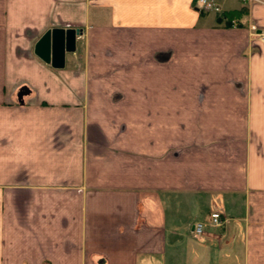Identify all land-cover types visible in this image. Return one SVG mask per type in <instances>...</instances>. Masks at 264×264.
<instances>
[{"label": "crops", "instance_id": "obj_1", "mask_svg": "<svg viewBox=\"0 0 264 264\" xmlns=\"http://www.w3.org/2000/svg\"><path fill=\"white\" fill-rule=\"evenodd\" d=\"M239 1L228 25L0 0V264H264V4ZM54 28L79 31L62 68L35 52Z\"/></svg>", "mask_w": 264, "mask_h": 264}, {"label": "water", "instance_id": "obj_2", "mask_svg": "<svg viewBox=\"0 0 264 264\" xmlns=\"http://www.w3.org/2000/svg\"><path fill=\"white\" fill-rule=\"evenodd\" d=\"M79 31L73 28H54L48 30L38 41L35 52L56 68L65 65L66 53L76 50Z\"/></svg>", "mask_w": 264, "mask_h": 264}, {"label": "built area", "instance_id": "obj_3", "mask_svg": "<svg viewBox=\"0 0 264 264\" xmlns=\"http://www.w3.org/2000/svg\"><path fill=\"white\" fill-rule=\"evenodd\" d=\"M245 3L253 4V3H262L264 4V0H243ZM197 6L201 9L206 10H215L220 11L221 6L218 5L213 0H197ZM250 30L255 37H258L264 40V30H260L259 27L254 22H250L249 24ZM225 223V219L222 217L219 212H212L209 215V218L206 221H198L194 225V233L196 237H202L206 233L207 226L213 227H222Z\"/></svg>", "mask_w": 264, "mask_h": 264}, {"label": "rangeland", "instance_id": "obj_4", "mask_svg": "<svg viewBox=\"0 0 264 264\" xmlns=\"http://www.w3.org/2000/svg\"><path fill=\"white\" fill-rule=\"evenodd\" d=\"M214 1V0H213ZM228 4H233V5H238L240 4L239 0H227ZM229 10H225L221 7L220 11H215V10H206V9H201L200 8V12L201 14L204 16V22L205 23H212V24H226L227 21L230 20V18L226 17V13ZM246 10L244 12V14H246ZM243 16V15H242ZM236 23H238L237 21H241L239 19H235ZM234 22V21H233ZM248 24H250V20H247Z\"/></svg>", "mask_w": 264, "mask_h": 264}, {"label": "trees", "instance_id": "obj_5", "mask_svg": "<svg viewBox=\"0 0 264 264\" xmlns=\"http://www.w3.org/2000/svg\"><path fill=\"white\" fill-rule=\"evenodd\" d=\"M245 10H246L245 8L237 9V10H229L226 13V17L230 18V20L227 21L226 24L229 25V24H231L233 22L234 19L242 17V15L244 14Z\"/></svg>", "mask_w": 264, "mask_h": 264}]
</instances>
